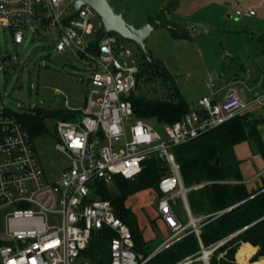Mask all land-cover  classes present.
<instances>
[{
  "label": "built area",
  "instance_id": "built-area-1",
  "mask_svg": "<svg viewBox=\"0 0 264 264\" xmlns=\"http://www.w3.org/2000/svg\"><path fill=\"white\" fill-rule=\"evenodd\" d=\"M73 2L0 0V29L14 44H21L28 33L52 35L50 47L74 53L91 70L86 106L69 109L70 117L55 124V148L68 160L55 181L46 178L36 155L35 136L18 119L24 111L5 104L6 90L0 85V264H92L84 251L93 232L100 230L111 234L107 264H148L190 234L197 247L169 264H221L224 259L230 264L264 262V256L256 258L258 247L243 251L240 261L238 252L249 242L230 243L245 227L203 242L202 227L219 212H191L186 193L204 183L186 188L172 152L174 146L236 115L264 108V85L252 90L246 100L236 87L219 85L218 77L209 74L207 93L179 120L164 124L163 136L133 116L130 96L138 83V60L118 43L114 32L97 40L98 29L95 39L87 37L94 31L90 20L96 14L83 5L71 16ZM254 13L235 11L238 16ZM6 56L10 59L4 62ZM0 60L8 63L12 55L4 54ZM150 156L167 166L158 181L157 217L169 235L150 253H143L136 249L129 226L115 214L112 203L95 195V187L98 180L112 183L114 175L133 178ZM237 245L233 258H228V250Z\"/></svg>",
  "mask_w": 264,
  "mask_h": 264
},
{
  "label": "rangeland",
  "instance_id": "rangeland-1",
  "mask_svg": "<svg viewBox=\"0 0 264 264\" xmlns=\"http://www.w3.org/2000/svg\"><path fill=\"white\" fill-rule=\"evenodd\" d=\"M109 1L127 22L138 26L157 17L168 0ZM250 5L256 12L251 19L235 14L236 9L247 10ZM169 16L172 22L185 28L188 21L200 20L208 29L204 33L183 35L161 27L152 31L145 40L152 58L166 67L189 107L194 106L198 98L207 93L209 74L223 78L229 75L232 78L233 73L243 75L238 65L241 62L244 68L260 69L264 75V3L260 4V0H179L171 7ZM251 23L260 24L261 27H252ZM90 24L94 31L87 37L95 39L96 30L100 26L97 15L91 18ZM52 38V35L28 33L21 44H14L8 32L0 29V59L4 54L12 55L8 63L0 60V85L6 90L7 96L5 104L19 111H44L45 129L34 137L33 142L49 181H55L61 170L68 165L67 158L55 148L58 141L54 133L55 124L63 118L62 113L86 106V80L91 72L89 65L77 59L74 53L58 52L50 47ZM118 43L129 48L143 68L133 94L148 98L171 97L172 83L169 79L164 81L158 69L143 64L145 59L135 43L120 36ZM230 71L233 73L230 74ZM239 76L232 78L235 81L232 86L237 87L246 97L247 91L240 81L250 83L254 80ZM254 112L263 114L264 108L255 109ZM263 120L261 118L259 121ZM150 124L164 136V124L153 119ZM261 126L263 128L259 133L262 149L253 140L242 141L236 148L237 157L248 166L245 176L249 178V185L253 186L261 182L257 173L261 171L260 174H263L264 169V122ZM241 176L244 177L242 172ZM260 187L264 188V182ZM157 202L158 194L152 188L133 192L124 201V205L133 211L137 219L143 247L148 253L169 235L163 221L157 217ZM222 212L217 213L219 215ZM249 244L259 248L257 244ZM240 249L239 258L243 251L253 250L246 244Z\"/></svg>",
  "mask_w": 264,
  "mask_h": 264
},
{
  "label": "trees",
  "instance_id": "trees-1",
  "mask_svg": "<svg viewBox=\"0 0 264 264\" xmlns=\"http://www.w3.org/2000/svg\"><path fill=\"white\" fill-rule=\"evenodd\" d=\"M93 46L96 50L95 42ZM143 64L152 66L147 65L146 62ZM152 67L159 70L164 81L169 79L173 92L169 98L137 97L132 92L130 99L133 116L147 123H150L152 119L159 124L173 123L189 111V103L162 63H159L157 67ZM142 71L140 64L138 76H141ZM70 114V112L62 113V117L68 118ZM44 115V111L33 109L20 113L18 119L28 129L31 136H37L45 129ZM250 116V112L236 115L220 126L186 143L174 146L172 152L179 165L182 182L186 188L204 183L203 186L190 189L186 193L191 212L195 215H205L224 211L202 227L203 242L208 244L245 227L230 243L242 241L257 244L259 248L256 258H258L264 256V188L259 187L255 190L247 188L241 176L239 160L234 152V146L245 140H253L261 149L263 148L257 129L261 119H251ZM217 157L219 162L215 164ZM166 170L165 162L155 156H150L143 161L141 171L133 178L114 175L110 184L101 180L96 182L95 195L112 203L115 214L129 226L136 249L144 253L148 252L143 247L137 219L133 211L124 205V201L128 195L145 188H152L160 195L158 181ZM110 239L109 232H104V230L93 232L88 247L84 251L92 264L100 259L108 263ZM246 245L254 249L249 244ZM196 247L195 237L190 234L152 258L148 264H169L192 252ZM235 248L236 246H233L228 250V258H233ZM239 259L242 261L241 258ZM221 264L230 263L224 259L221 260Z\"/></svg>",
  "mask_w": 264,
  "mask_h": 264
},
{
  "label": "water",
  "instance_id": "water-1",
  "mask_svg": "<svg viewBox=\"0 0 264 264\" xmlns=\"http://www.w3.org/2000/svg\"><path fill=\"white\" fill-rule=\"evenodd\" d=\"M178 1L179 0H168L162 7L158 17L149 19L138 26H134L133 24L127 22L123 18L121 12L115 11L109 0H74L72 4L71 16H74L81 6H90L100 20L97 40H99L105 33L114 32L124 39L133 41L138 52L145 59L146 64L157 67L159 66V63L152 58V55L148 51L145 43L146 38L152 31L161 27H166L174 32L188 34H196L206 31V28L196 23H191L187 28H184L172 22L169 16V9L173 5L177 4ZM9 59L10 56H6L3 58V61L7 62ZM218 162L219 158L217 157L215 164H218ZM94 264L107 263L100 259Z\"/></svg>",
  "mask_w": 264,
  "mask_h": 264
},
{
  "label": "crops",
  "instance_id": "crops-1",
  "mask_svg": "<svg viewBox=\"0 0 264 264\" xmlns=\"http://www.w3.org/2000/svg\"><path fill=\"white\" fill-rule=\"evenodd\" d=\"M179 2V1H178ZM177 2V3H178ZM228 2H226V4H227ZM262 3H264V0H260V4H262ZM253 10L252 9V6L250 5L249 6V8L247 9V10H244V11H248V10ZM237 10V9H236ZM235 10V11H236ZM170 11V10H169ZM256 15V12L254 13V15H243L245 18H248V19H251L253 16H255ZM158 17V16H157ZM151 19V18H150ZM191 23H196V24H199V25H201V26H203L204 28H206V31H204V32H208V29H207V27L206 26H204L203 25V23L204 22H202V21H193V22H190V21H188V26L191 24ZM177 24V23H176ZM187 26V27H188ZM251 26L252 27H261V25L260 24H257V23H251ZM183 27V26H182ZM185 28V27H184ZM257 29H260V28H257ZM263 29V28H262ZM204 32H200V33H204ZM196 34H198V33H196ZM186 35H189L188 33H186ZM239 68H240V72H241V74H243V75H237V74H235V73H233V72H231L230 71V74H232V78L234 77H240V78H251L252 80H254L253 82H250V83H246L245 81H240L241 83H243V85H244V87H245V90L247 91V96L246 97H243V95H242V97L244 98V99H246V100H248V99H250V97H251V93H252V90H254V89H256V88H258V87H262L263 85H264V78H261V76H264V75H262L261 73H262V71L260 70V69H255V70H252V69H248V68H244V66H242L241 65V62H239ZM236 70H237V68H236ZM222 74V73H221ZM217 77H218V82H219V85H223V84H226V83H229V84H233L235 81L234 80H232V78L230 77V75L228 76V77H225V78H223L222 76L221 77H219L218 75H217ZM246 80V79H245ZM236 82H238V81H236ZM237 88V87H236ZM205 95V94H204ZM255 110V109H254ZM254 110H252V111H250V113H251V115H253V116H251L252 118H262V120L264 119V113L263 114H260V113H255L254 112ZM263 122H264V120L262 121V122H260L258 125H257V129H258V132L260 131V129H261V127L263 128V126H261L262 124H263ZM259 135H260V133H259ZM260 137H261V135H260ZM239 144V143H238ZM238 144H236L235 146H234V152H235V155H236V148H237V146H238ZM236 158L239 160V169H240V172H242V174H243V176L244 177H242V179H243V181H244V183L246 184V186H247V188L248 189H254V188H258V187H260V186H262V183L264 182V178H262V175L264 174V169L262 170L263 172V174H260L261 173V171L259 172V173H257V177L258 178H260L261 177V182L259 183V185H257V186H253V185H249V178L248 177H246L245 175H246V173L248 172V166H246L245 164H243L242 163V160L241 159H239L238 157H237V155H236ZM259 174V175H258Z\"/></svg>",
  "mask_w": 264,
  "mask_h": 264
}]
</instances>
